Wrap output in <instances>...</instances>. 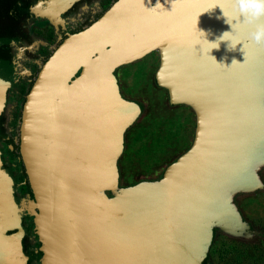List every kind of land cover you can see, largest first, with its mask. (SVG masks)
Instances as JSON below:
<instances>
[{"label": "water", "instance_id": "1", "mask_svg": "<svg viewBox=\"0 0 264 264\" xmlns=\"http://www.w3.org/2000/svg\"><path fill=\"white\" fill-rule=\"evenodd\" d=\"M77 1L46 0L30 13L57 28ZM159 3L117 0L40 69L22 108L20 155L32 195L20 202L0 151V264H26V211L40 264H203L214 231L264 239L236 204L264 192V43L250 39L264 16L226 34L241 41L232 48L220 38L233 31L223 12L235 15L234 0ZM153 52L155 85L170 105L192 111L194 136L161 178L123 187L124 135L143 108L122 97L116 70ZM11 70L0 59V116Z\"/></svg>", "mask_w": 264, "mask_h": 264}, {"label": "rangeland", "instance_id": "2", "mask_svg": "<svg viewBox=\"0 0 264 264\" xmlns=\"http://www.w3.org/2000/svg\"><path fill=\"white\" fill-rule=\"evenodd\" d=\"M156 54L118 70L122 94L145 108L127 133L128 144L119 163L120 185L123 187L162 174L166 166L184 151L181 149L190 146L194 136L192 111L170 105L166 92L156 88ZM261 177L264 182V170ZM236 204L243 218L264 233V192L239 196ZM210 262L264 264V239L243 241L217 232Z\"/></svg>", "mask_w": 264, "mask_h": 264}, {"label": "flooded vegetation", "instance_id": "3", "mask_svg": "<svg viewBox=\"0 0 264 264\" xmlns=\"http://www.w3.org/2000/svg\"><path fill=\"white\" fill-rule=\"evenodd\" d=\"M116 1L79 0L61 15L62 19L57 22L56 28L49 21L37 19L30 13L32 8L39 3H45L46 0H0V39L11 41L9 44L0 46V59L11 65L9 79L14 84V87L7 92L6 106L0 116V151L4 168L11 171L16 181L14 194L19 202L32 195L20 155V122L23 101L44 63L67 36L88 28ZM119 69L116 70V77L120 87ZM156 88L160 89L157 86ZM120 93L124 99L129 100L122 94L121 88ZM139 104L144 113V106ZM129 130L130 128L124 135V151L128 144ZM158 177L153 179H158ZM22 225L28 228L22 240L23 253L27 256L26 264H40L35 259L39 254L40 243L35 234L34 218L27 211L22 219Z\"/></svg>", "mask_w": 264, "mask_h": 264}, {"label": "clouds", "instance_id": "4", "mask_svg": "<svg viewBox=\"0 0 264 264\" xmlns=\"http://www.w3.org/2000/svg\"><path fill=\"white\" fill-rule=\"evenodd\" d=\"M217 6L218 5L214 7ZM153 8H163V5H161L159 3V0H157V4ZM234 11H235V15L232 16H229L227 13L222 11L223 16L226 17L225 22L231 26L233 31L224 33V35L220 38L225 41H230L231 42L230 47L232 48H235V46L240 44L241 41L239 39L236 40L223 39V37L226 34L228 35L234 34L235 30L239 25L245 23L247 24L255 23L256 20L264 16V0H234ZM201 33L204 35L203 32ZM250 39L257 44L264 43V25H258L256 31L250 34ZM209 44L213 45L212 49L219 47V42L209 43ZM233 62L236 61L234 60Z\"/></svg>", "mask_w": 264, "mask_h": 264}, {"label": "trees", "instance_id": "5", "mask_svg": "<svg viewBox=\"0 0 264 264\" xmlns=\"http://www.w3.org/2000/svg\"><path fill=\"white\" fill-rule=\"evenodd\" d=\"M110 7H111V6H110ZM110 7H109V8H110ZM106 8H108V6H106ZM109 8H108V9H109ZM108 9H107V10H108ZM105 12H106V11H105ZM23 104H24V101H23ZM183 107H184V106H183ZM187 149H188V147H183V149H181V150H182V151H183V150L186 151ZM184 151H183V152H184ZM183 152H182V153H183ZM182 153H181V154H182ZM122 157H123V156H122ZM175 160H176V159H175ZM175 160H174V161H175ZM172 162H173V161H172ZM172 162H171V163H172ZM119 163H120V160H119ZM119 171H120V166H119ZM120 176H121V174H120ZM161 176H162V174L159 175L158 179L161 178ZM152 180H156V179H152ZM136 183H137V182H136ZM134 184H135V183H134ZM134 184H132V185H134ZM129 186H131V185H129ZM216 235H217V231H214L213 241H212V244H211L210 250H209V252H208V256H207V258L205 259V261L203 262V264H207V263H209V262L211 261V259H212V248H213V246H214V242H215Z\"/></svg>", "mask_w": 264, "mask_h": 264}]
</instances>
